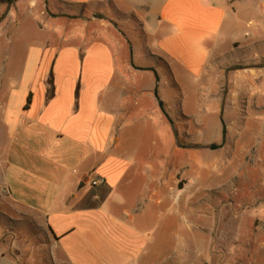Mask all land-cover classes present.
Returning a JSON list of instances; mask_svg holds the SVG:
<instances>
[{"label":"crops","instance_id":"0c3cea01","mask_svg":"<svg viewBox=\"0 0 264 264\" xmlns=\"http://www.w3.org/2000/svg\"><path fill=\"white\" fill-rule=\"evenodd\" d=\"M48 1L131 13L148 42L132 48L110 15L98 35L84 27L29 45L1 83L0 264L205 262L196 243L206 183L231 174V163L211 170L221 155L201 128V147H179L155 89L168 111L178 103L185 114L192 102L229 101L223 89L245 78L233 65L264 60V0ZM255 8L240 36L241 15Z\"/></svg>","mask_w":264,"mask_h":264},{"label":"rangeland","instance_id":"374dc122","mask_svg":"<svg viewBox=\"0 0 264 264\" xmlns=\"http://www.w3.org/2000/svg\"><path fill=\"white\" fill-rule=\"evenodd\" d=\"M258 11L255 8L254 13L241 15L236 25L240 36L248 30L247 27L250 28L249 22L256 20ZM79 14L82 16H77ZM110 15L115 20L112 25L131 38L132 48L135 44L138 47V44L148 42L145 25L131 13L112 12L102 6L88 11L68 9L50 5L48 0H0V102L6 94L1 83L5 84L9 79L7 75L15 76L29 45L41 41L53 43L58 38L57 31L66 34L81 31L84 27L85 31L98 35L106 30L102 22L109 21L107 17ZM136 36L142 39L136 40ZM212 40L204 44L209 47ZM255 59L233 65L245 78L239 82L242 86L223 89L231 102H192L185 105L186 114L182 104L170 105L168 111L163 102L174 123L176 140L181 148L201 147L197 134L200 128L202 139L212 137L211 145H222L224 124L227 129L226 141L218 150L221 159H217L211 170L218 169L220 163L225 170L229 160L231 174L225 170L223 178L207 180L206 203L210 205L207 227L203 228L207 229V234L202 233L201 228V232L198 231L201 238L196 243L202 250L207 248V260L200 264H264V76L257 70L258 66L264 65V60ZM251 73L257 74L253 78L247 77ZM200 91L195 92L201 94ZM186 115L191 116L187 118ZM3 132L0 129V155L5 143ZM205 151L207 149L202 150L203 155ZM211 195L215 200H210ZM36 235L37 241L38 232ZM205 235L207 238L202 237ZM2 250L7 253L9 247Z\"/></svg>","mask_w":264,"mask_h":264},{"label":"water","instance_id":"95a60500","mask_svg":"<svg viewBox=\"0 0 264 264\" xmlns=\"http://www.w3.org/2000/svg\"><path fill=\"white\" fill-rule=\"evenodd\" d=\"M47 4V3H46ZM157 81H158V79H157ZM155 96H156V98H157V100H158V104H159V107H160V109H161V111H162V113L165 115V117L168 119V121L170 122V124H171V126L174 128V123H173V121H172V119L170 118V116L168 115V113H167V111L165 110V107H164V103H163V101L161 100V98H160V96H159V92H158V88H156L155 89ZM226 134H227V129H226V126H225V124H224V135H223V144L225 143V141H226ZM223 144L222 145H211L210 146V149L211 150H217V149H220L222 146H223Z\"/></svg>","mask_w":264,"mask_h":264},{"label":"trees","instance_id":"16d2710c","mask_svg":"<svg viewBox=\"0 0 264 264\" xmlns=\"http://www.w3.org/2000/svg\"><path fill=\"white\" fill-rule=\"evenodd\" d=\"M52 96H53V92L50 90L48 92V98H51ZM30 102H31V96L28 97L26 108L29 106Z\"/></svg>","mask_w":264,"mask_h":264},{"label":"built area","instance_id":"2783aa9c","mask_svg":"<svg viewBox=\"0 0 264 264\" xmlns=\"http://www.w3.org/2000/svg\"><path fill=\"white\" fill-rule=\"evenodd\" d=\"M97 183H94V185H96Z\"/></svg>","mask_w":264,"mask_h":264}]
</instances>
